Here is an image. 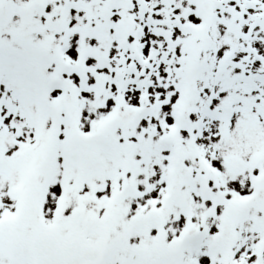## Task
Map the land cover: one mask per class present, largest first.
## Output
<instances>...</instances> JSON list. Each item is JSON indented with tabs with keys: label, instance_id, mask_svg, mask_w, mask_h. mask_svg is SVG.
Listing matches in <instances>:
<instances>
[{
	"label": "snow or ice",
	"instance_id": "snow-or-ice-1",
	"mask_svg": "<svg viewBox=\"0 0 264 264\" xmlns=\"http://www.w3.org/2000/svg\"><path fill=\"white\" fill-rule=\"evenodd\" d=\"M0 264H264V0H0Z\"/></svg>",
	"mask_w": 264,
	"mask_h": 264
}]
</instances>
